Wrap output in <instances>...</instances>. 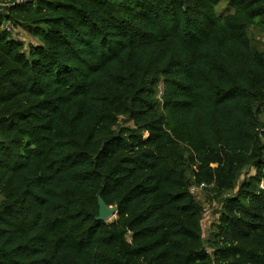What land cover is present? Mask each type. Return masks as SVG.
Here are the masks:
<instances>
[{
	"label": "trees",
	"instance_id": "16d2710c",
	"mask_svg": "<svg viewBox=\"0 0 264 264\" xmlns=\"http://www.w3.org/2000/svg\"><path fill=\"white\" fill-rule=\"evenodd\" d=\"M251 28L264 31V0L4 6L0 264H264ZM200 184L218 207L207 238Z\"/></svg>",
	"mask_w": 264,
	"mask_h": 264
},
{
	"label": "rangeland",
	"instance_id": "374dc122",
	"mask_svg": "<svg viewBox=\"0 0 264 264\" xmlns=\"http://www.w3.org/2000/svg\"><path fill=\"white\" fill-rule=\"evenodd\" d=\"M3 8L4 6L0 5V10H2ZM249 35L253 37L254 42L258 46V48L264 49V31L251 28L249 29ZM15 38L22 40L24 43H35V40L21 29H17L15 31ZM261 119L264 121V111L261 114ZM123 125L127 127L131 126L128 122H124ZM249 173H253L252 169L249 171ZM211 197V192L206 189L200 191L197 197H195L196 200L200 202V204L204 206L206 210L202 218V232L205 238L210 236V233L213 230V225L218 218L217 202ZM111 218L113 217H110L108 220H110Z\"/></svg>",
	"mask_w": 264,
	"mask_h": 264
},
{
	"label": "water",
	"instance_id": "95a60500",
	"mask_svg": "<svg viewBox=\"0 0 264 264\" xmlns=\"http://www.w3.org/2000/svg\"><path fill=\"white\" fill-rule=\"evenodd\" d=\"M98 204V215L96 217L97 220L107 221L110 217L115 216L116 214V206L108 207L101 197L97 198Z\"/></svg>",
	"mask_w": 264,
	"mask_h": 264
},
{
	"label": "built area",
	"instance_id": "2783aa9c",
	"mask_svg": "<svg viewBox=\"0 0 264 264\" xmlns=\"http://www.w3.org/2000/svg\"><path fill=\"white\" fill-rule=\"evenodd\" d=\"M28 0H0V5L2 6H11V5H14V4H23V3H26ZM5 30L6 31H9L10 33H12V29L10 28L9 25H5ZM13 36H15L14 33H12ZM202 187H204V184H200L199 186H191L190 187V191L192 193H198Z\"/></svg>",
	"mask_w": 264,
	"mask_h": 264
}]
</instances>
